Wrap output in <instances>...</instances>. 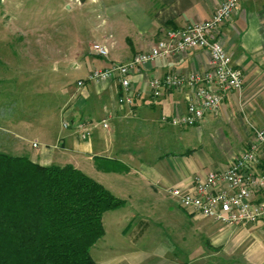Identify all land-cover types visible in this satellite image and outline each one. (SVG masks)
<instances>
[{"label": "crops", "instance_id": "obj_1", "mask_svg": "<svg viewBox=\"0 0 264 264\" xmlns=\"http://www.w3.org/2000/svg\"><path fill=\"white\" fill-rule=\"evenodd\" d=\"M224 1L91 0L97 11L92 37L108 49L109 57L91 50L76 55L72 68L79 78L75 85L56 86L61 126L54 132L41 128L43 142L37 153L14 144V151L20 152L16 157H28L45 167L71 165L126 201L125 207L107 212L103 224L107 215L124 214L128 223L121 243L129 242L130 252L143 242L156 251L136 250L128 259L113 257L106 264H264V222L224 226L190 214L169 193L175 187L192 191L196 177L223 172L253 142L255 131L264 130V0H240L232 19L221 27L220 39L232 64L244 74V88L225 93L220 109L208 113L200 126L164 124V116L185 113L188 89L172 90L156 99L150 82L172 73L205 71L210 58L202 50L136 69L130 74L135 91L132 106L119 104L123 91L115 81L78 86L92 70L107 68L112 62L126 63L150 50L162 39L165 28L209 20ZM17 117L14 120L19 122L14 124L27 122ZM103 121L108 122V129ZM64 122L69 123L68 129L63 128ZM81 124L91 129L89 140L79 138ZM96 158L122 166L102 171L95 165ZM256 173H264V160ZM109 177L116 179L117 194L104 184ZM163 229L172 232L171 239H163Z\"/></svg>", "mask_w": 264, "mask_h": 264}, {"label": "built area", "instance_id": "obj_2", "mask_svg": "<svg viewBox=\"0 0 264 264\" xmlns=\"http://www.w3.org/2000/svg\"><path fill=\"white\" fill-rule=\"evenodd\" d=\"M239 1L225 0L209 20L183 28H165L162 39L150 50L135 55L126 63L112 62L107 68L94 69L86 80L78 82V86L83 87L87 82L115 81L123 91L119 104L132 106L135 91L131 73L152 62L202 50L210 58L209 68L205 71L184 75L172 73L150 82L151 95L156 99L172 90L188 89L185 113L171 118L164 116V124L185 128L200 126L208 113L220 109L225 93L242 92L244 88V74L232 64L219 36L221 27L238 9ZM93 53L102 58L109 57L108 49L101 44L93 45ZM102 125L109 128L107 121ZM69 126V123H63V128L68 129ZM78 136L83 140L91 138L88 125L78 126ZM34 147H37L36 143ZM261 159L264 160V130H256L253 142L223 172L196 177L192 191L185 192L175 187L169 193L190 214L224 226L247 227L263 223L264 173H256Z\"/></svg>", "mask_w": 264, "mask_h": 264}, {"label": "rangeland", "instance_id": "obj_3", "mask_svg": "<svg viewBox=\"0 0 264 264\" xmlns=\"http://www.w3.org/2000/svg\"><path fill=\"white\" fill-rule=\"evenodd\" d=\"M90 1L0 0V153L19 156L14 144L37 153L33 143L43 142L41 128L54 132L61 126L56 86L75 85L79 78L72 68L76 55L93 51L96 44L92 33L97 11ZM17 116L27 122L14 124L19 122L14 120ZM104 184L117 194L116 179L109 177ZM127 220L124 214L106 216L104 241L92 251L96 263H109L113 257L128 259L136 250L156 251L143 242L130 252L132 245L121 243ZM162 233L163 239H171V231Z\"/></svg>", "mask_w": 264, "mask_h": 264}, {"label": "trees", "instance_id": "obj_4", "mask_svg": "<svg viewBox=\"0 0 264 264\" xmlns=\"http://www.w3.org/2000/svg\"><path fill=\"white\" fill-rule=\"evenodd\" d=\"M95 165L122 166L102 158ZM125 205L71 165L0 153V264H97L91 251L105 236L104 215Z\"/></svg>", "mask_w": 264, "mask_h": 264}]
</instances>
